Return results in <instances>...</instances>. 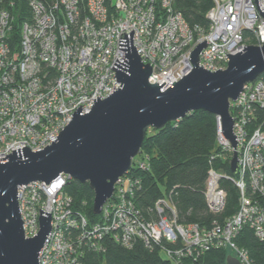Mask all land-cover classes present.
<instances>
[{
    "label": "built area",
    "instance_id": "obj_1",
    "mask_svg": "<svg viewBox=\"0 0 264 264\" xmlns=\"http://www.w3.org/2000/svg\"><path fill=\"white\" fill-rule=\"evenodd\" d=\"M213 1L206 29L192 27L175 0H28L30 17L14 47L9 41L13 3L0 0V158L24 146L36 151L51 145L79 105L87 113L97 96L104 99L118 90L113 66L117 58L125 60L126 51L119 48L123 32L134 29L133 45L143 62L152 65L149 80L159 85L167 81L163 90L194 68L191 52L206 39L199 64L211 71L226 69L227 54L242 51L249 42L263 44L264 17L256 0ZM259 6L264 11V0ZM231 114L239 171L234 177L211 167L205 196L210 212L220 214L228 196L221 180L231 179L240 193L235 213L209 226L182 223L169 194L146 217L137 203L142 179L130 174L133 167L149 168L150 155L141 151L93 223L73 207L65 190L69 174L61 173L51 183L19 186L27 238L40 230V208L51 212L52 230L40 264H86L90 253L105 252L107 238L126 248L138 242L161 248L175 264L214 248H229L242 264H254L235 239L248 226L264 240V72L231 100ZM217 123V143L232 157L234 149L218 116Z\"/></svg>",
    "mask_w": 264,
    "mask_h": 264
},
{
    "label": "water",
    "instance_id": "obj_2",
    "mask_svg": "<svg viewBox=\"0 0 264 264\" xmlns=\"http://www.w3.org/2000/svg\"><path fill=\"white\" fill-rule=\"evenodd\" d=\"M261 15L259 0H256ZM134 29L120 36L119 48L125 60L117 58L113 69L121 83L106 98L97 96L91 111L83 113L82 105L51 145L32 151L28 146L13 150L0 159V264H40V252L52 230L51 212L40 208V230L26 237L18 202V188L35 181L51 183L61 173L94 191L93 212L98 215L113 196L115 183L128 173L134 158L142 151L147 132L160 130L169 122L204 110L221 119V127L234 149L231 171H239L237 135L231 100H236L244 85L264 72V42L244 45L230 57L226 69L211 71L200 65V54L207 39L191 52L194 68L173 86L163 90L151 83L152 65L145 64L133 45ZM227 264H242L234 255Z\"/></svg>",
    "mask_w": 264,
    "mask_h": 264
},
{
    "label": "trees",
    "instance_id": "obj_3",
    "mask_svg": "<svg viewBox=\"0 0 264 264\" xmlns=\"http://www.w3.org/2000/svg\"><path fill=\"white\" fill-rule=\"evenodd\" d=\"M12 2L14 27L9 41L17 46L23 22L30 17L28 0H6ZM213 0H175V7L181 11L192 27H209L207 13ZM111 7V6H110ZM217 116L198 110L184 118L169 122L160 130L148 131L142 151L150 155L149 168L133 167L130 174L142 179L137 193L138 206L146 217L156 201L171 194L182 223H199L209 226L214 219L223 220L235 213L239 207V189L231 179L223 178L222 187L227 191V204L223 212L213 214L206 202V182L211 167L237 177L231 171V154L217 143ZM214 156V157H213ZM65 190L73 199V207L83 212L93 223L100 219L93 212L94 191L89 183L75 179L67 181ZM264 206V199L261 200ZM237 244L248 250L254 264H264V240L254 236L245 226L236 236ZM103 253H90L86 264H175L161 248H151L138 242L126 248L109 238L105 241ZM233 254L229 248H214L197 259L184 258L183 264H227V256Z\"/></svg>",
    "mask_w": 264,
    "mask_h": 264
},
{
    "label": "rangeland",
    "instance_id": "obj_4",
    "mask_svg": "<svg viewBox=\"0 0 264 264\" xmlns=\"http://www.w3.org/2000/svg\"><path fill=\"white\" fill-rule=\"evenodd\" d=\"M249 43H250V44H255V43H254V42H252V41H251V42H249ZM150 131H152V129H151ZM138 158H139V157H137V156H136V158H135V159L137 160Z\"/></svg>",
    "mask_w": 264,
    "mask_h": 264
}]
</instances>
